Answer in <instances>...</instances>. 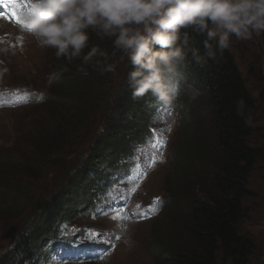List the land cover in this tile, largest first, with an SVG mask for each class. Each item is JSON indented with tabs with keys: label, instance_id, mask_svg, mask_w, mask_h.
<instances>
[{
	"label": "rangeland",
	"instance_id": "rangeland-1",
	"mask_svg": "<svg viewBox=\"0 0 264 264\" xmlns=\"http://www.w3.org/2000/svg\"><path fill=\"white\" fill-rule=\"evenodd\" d=\"M3 33H6L8 39L0 38V48H7L8 51L0 52V97L6 94L15 99L17 106H0V181L2 182L3 178L2 171L8 169L5 161L4 164L1 163L3 161L1 157L16 158L20 155L29 159L32 152L28 144L41 140L44 136H56L62 141L59 142L62 146L54 152L57 167L45 172V178L38 183V192H33L31 196L30 181L35 178L32 174L18 170L14 176L15 188L12 190L26 186L27 192L24 193L28 198H25V203L31 205V202H35L40 197L38 193L44 195L50 189L52 182H61L66 178V164L67 167L72 164L80 166L87 160L94 149V141L105 131L108 124L105 117L108 112L111 119L114 112L124 114L126 111L128 115H133L131 106L122 109L118 107L116 101L120 86L125 79L127 59L121 60L120 55L113 56L109 61L113 65V70L106 74L101 72L104 78H109L105 84H100L106 93L102 106L97 102L98 100H92L85 106L80 105L77 110H67L64 102L56 101L64 98L59 93L64 94L58 82L62 76H68L71 71H58L59 58L55 56V50L38 47L30 36H22L19 28L1 20L0 35ZM231 49L237 56L246 88L251 90L254 96L261 95L264 91V34L253 36L250 40L233 38ZM54 72L62 73L59 79L50 78ZM14 88L33 91L30 96H34L35 100L24 104L22 96L14 93ZM93 102H96L94 106L90 104ZM211 103V95L206 87L181 67L175 84V99L171 103V113L155 129L159 132L170 128V131L163 132L167 143L164 145V150L160 151V157L155 159L154 163L151 161L142 167L134 168L137 160L144 162L154 155H159L152 146L153 133L150 130L138 143L128 144L127 149L112 150L101 143L100 153L92 157V161L87 162L93 165L80 171L72 181L67 180L68 182L66 181L58 191H55L54 195L59 196L58 199L61 198L60 204L51 203L46 208L42 207L43 210L38 215L42 223V239L37 236L32 242L19 240V234L22 232L20 227L26 226L29 213L25 211L18 214L10 211L8 206L11 203L4 202L5 199L0 196V209L5 206L8 211V213H0V255H4L5 260L16 257L14 264H36L40 259L41 243L58 235L62 225L72 220L79 224L96 225L98 229L104 227L107 236L109 235V241L115 243V247L98 258L65 264H170L171 256L167 255L168 249L163 251L158 247L160 244H165L162 235H171L166 239L169 244L173 241L180 243L187 234V228H190L184 212L180 211L181 217L173 212L170 213L173 210L177 212L179 204L174 201L175 192L183 191L185 187L198 186L195 185L196 179L193 177L195 172L190 168L191 171L187 173L179 169L175 156L178 155L177 149L183 139L198 141L200 143L198 152L201 156L205 155L207 143L213 140L215 130L214 117L210 114ZM83 109L85 114L81 113ZM117 117L118 122L120 116ZM151 127L155 128L154 124ZM257 141L264 146V136L259 137ZM8 148H15L17 153ZM33 156L36 158L37 153ZM260 161L263 166L264 160L260 159ZM31 166L41 168L39 163ZM125 167L128 168L126 170L129 188L116 200L117 216L99 214L92 220L86 215L83 216L86 209L94 207L96 197L100 198L101 203L108 204L113 191L116 196L120 194L121 190L118 188L120 185L109 191L104 189H110L114 179L119 180V175L125 171ZM141 171L146 175L137 179ZM185 176L188 178L186 182L190 185L181 186L180 182ZM250 182L253 183V186L251 183L250 185L256 198L246 201L250 211L244 228L250 232L258 246L256 254L252 257V264H264V166L262 170H256L252 174ZM133 187L135 191H131ZM8 189L6 190L11 193L12 190ZM52 197L53 195L50 198ZM157 197L158 202H156ZM36 204L29 210L35 211ZM137 205L152 206L155 212L160 214L153 213L145 219H138L137 212L140 210ZM121 213L122 218H113ZM16 214L18 216L14 217ZM49 264L61 263L50 259Z\"/></svg>",
	"mask_w": 264,
	"mask_h": 264
},
{
	"label": "trees",
	"instance_id": "trees-1",
	"mask_svg": "<svg viewBox=\"0 0 264 264\" xmlns=\"http://www.w3.org/2000/svg\"><path fill=\"white\" fill-rule=\"evenodd\" d=\"M192 36L190 43L203 53L204 37L194 33ZM91 45H98L106 49L109 54L112 52L111 41L107 39L101 41L94 33L90 36ZM84 51L87 52L88 49ZM216 52L215 58L208 59L205 63H197L189 56L186 64L182 66L183 70L195 76L211 95L210 114L214 117L215 130L213 140L207 143L204 156L198 152L200 143L191 139L187 141L183 139L177 149L178 155L175 158L179 163V169L185 170L186 173L191 170L195 172L193 177L196 179L195 185L198 186L196 188L188 186L189 188L185 187L183 191L175 192L174 201L179 203L176 209L178 213L174 210L170 213L173 212L181 217L180 211L184 212L190 228H187V234L180 243L173 241L169 244L166 239L171 235H162L165 244H160L158 247L163 251L168 249L166 252L171 256L170 264H252V257L258 249L250 232L245 230L244 223L250 211L246 201L256 198L250 178L256 170H262L264 166H261L262 161H260V159L264 160V146L257 141L259 137L264 136V91L261 95L254 96L253 92L246 88L244 75L232 49L221 51L217 48ZM119 55L117 53L114 57ZM81 65L82 61L79 58L72 62L64 58L58 59L59 72L71 71L68 76H62L58 82L64 94L59 93L64 98L56 101L64 102L67 110H77L80 105L85 106L92 100H98L97 102L102 106L106 97L100 84H105L109 78H104L101 74L95 64V58L87 66ZM131 70L129 64L116 101L119 108L127 109L131 106L133 115H128L126 111L124 114L114 112L111 119L108 112L105 117L108 123L105 131L94 141V149L87 160L77 166L76 171L69 173L68 181H72L80 171L93 165L87 162L92 161V157L100 153L101 143L112 150L127 149L128 144L139 142L147 132L149 118L144 112L153 109L151 102L156 96L146 93L143 96L133 97L128 78ZM107 72L104 71V74ZM94 103L96 102L90 104L94 106ZM81 113L85 114V109ZM117 115L120 116L118 122ZM58 138L48 135L28 144L32 152L29 159L20 155L16 158L1 157L3 160L1 163L4 164L5 161L8 169L1 173L3 178L2 182L0 181V190H2L0 196L5 199L4 202L11 203L8 206L10 211L18 214L25 211L29 213L26 226L20 227V232L23 231V234H19L20 240L32 242L37 236L42 239V223L38 215L42 212V207L46 208L51 203L59 205L61 198L58 199L59 196L54 194L50 198V193L47 197L38 193L40 197L28 205L25 203V198H28L24 193L27 190L26 186L12 190L15 188L14 176L18 170L32 174L35 178L30 181L31 196L33 192H38V183L45 178V172L57 167L54 152L62 146V143H59L62 141ZM8 149L17 153L15 148ZM34 153H37L36 158L33 156ZM38 163L41 168L31 166ZM186 180H188L187 176L180 182L181 186L190 185ZM18 184L21 185L20 182ZM8 188L12 190L11 193L6 190ZM35 203L39 205L35 210L37 215L29 210ZM5 210L3 206L0 213H8Z\"/></svg>",
	"mask_w": 264,
	"mask_h": 264
},
{
	"label": "clouds",
	"instance_id": "clouds-1",
	"mask_svg": "<svg viewBox=\"0 0 264 264\" xmlns=\"http://www.w3.org/2000/svg\"><path fill=\"white\" fill-rule=\"evenodd\" d=\"M20 15L22 31L38 47L54 49L57 58H79L81 66L95 58L104 72L113 70L109 61L119 53L132 69L133 97L152 93L166 103L175 99L176 79L189 56L205 63L217 48L231 49L233 38L264 34V0H27ZM93 33L111 41V54L90 46ZM193 33L204 37L203 53L190 43Z\"/></svg>",
	"mask_w": 264,
	"mask_h": 264
},
{
	"label": "snow or ice",
	"instance_id": "snow-or-ice-1",
	"mask_svg": "<svg viewBox=\"0 0 264 264\" xmlns=\"http://www.w3.org/2000/svg\"><path fill=\"white\" fill-rule=\"evenodd\" d=\"M3 0H0V3H2ZM4 7H7L9 8V11H10V16L8 17L9 19H12L14 20L16 23L22 25L23 24V21L21 19V15H20V12L22 10V7H23V4H18L17 3V0H8V3L4 4ZM17 8H19L20 10L17 11ZM30 94L29 93H24L23 96L24 97H28ZM164 131H170V128H167V129H162L160 130L159 132H157V130L153 129L152 130V133H153V143H152V146L154 149H157L158 151L159 150H162L163 146L167 143V138L163 135V132ZM159 156L158 155H154L153 156V160H152V163L155 162V159H158ZM144 175H146L145 172L141 171L138 173L137 175V179H140L142 178ZM131 191H135V187H133L131 189ZM159 201V198L157 197L156 198V202ZM139 205H137V208L139 209ZM152 207V206H150ZM123 214H119L118 217H113L114 219L116 218H122ZM87 233H88V238L95 242L97 240V238L99 236H102L103 233H96L94 232L93 230H86ZM119 237H117L118 239ZM105 243H107V241H104Z\"/></svg>",
	"mask_w": 264,
	"mask_h": 264
},
{
	"label": "bare ground",
	"instance_id": "bare-ground-1",
	"mask_svg": "<svg viewBox=\"0 0 264 264\" xmlns=\"http://www.w3.org/2000/svg\"><path fill=\"white\" fill-rule=\"evenodd\" d=\"M30 99H33L35 100V97L34 96H30ZM86 249H89L90 247L89 246H85Z\"/></svg>",
	"mask_w": 264,
	"mask_h": 264
}]
</instances>
